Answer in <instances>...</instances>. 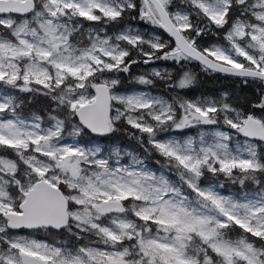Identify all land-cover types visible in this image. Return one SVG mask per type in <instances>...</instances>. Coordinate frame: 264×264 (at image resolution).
Listing matches in <instances>:
<instances>
[{"label": "snow or ice", "instance_id": "obj_1", "mask_svg": "<svg viewBox=\"0 0 264 264\" xmlns=\"http://www.w3.org/2000/svg\"><path fill=\"white\" fill-rule=\"evenodd\" d=\"M0 264H264V0H0Z\"/></svg>", "mask_w": 264, "mask_h": 264}, {"label": "trees", "instance_id": "obj_2", "mask_svg": "<svg viewBox=\"0 0 264 264\" xmlns=\"http://www.w3.org/2000/svg\"><path fill=\"white\" fill-rule=\"evenodd\" d=\"M195 71H198L194 69ZM201 84L198 88V93H202L206 96L217 97L220 92L230 89V85L223 80L216 79L213 76H209L208 74L201 73L200 74ZM191 95V93H189ZM130 143L126 138H121V145Z\"/></svg>", "mask_w": 264, "mask_h": 264}, {"label": "rangeland", "instance_id": "obj_3", "mask_svg": "<svg viewBox=\"0 0 264 264\" xmlns=\"http://www.w3.org/2000/svg\"><path fill=\"white\" fill-rule=\"evenodd\" d=\"M121 147H123V146L121 145Z\"/></svg>", "mask_w": 264, "mask_h": 264}]
</instances>
